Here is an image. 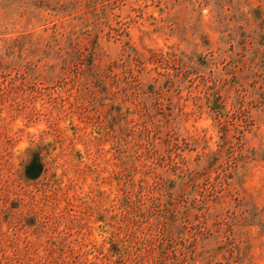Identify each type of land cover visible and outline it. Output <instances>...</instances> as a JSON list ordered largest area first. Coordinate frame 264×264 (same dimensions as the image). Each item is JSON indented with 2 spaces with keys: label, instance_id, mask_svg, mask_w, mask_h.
Returning a JSON list of instances; mask_svg holds the SVG:
<instances>
[{
  "label": "rangeland",
  "instance_id": "obj_1",
  "mask_svg": "<svg viewBox=\"0 0 264 264\" xmlns=\"http://www.w3.org/2000/svg\"><path fill=\"white\" fill-rule=\"evenodd\" d=\"M0 264H264V0H0Z\"/></svg>",
  "mask_w": 264,
  "mask_h": 264
},
{
  "label": "water",
  "instance_id": "obj_2",
  "mask_svg": "<svg viewBox=\"0 0 264 264\" xmlns=\"http://www.w3.org/2000/svg\"><path fill=\"white\" fill-rule=\"evenodd\" d=\"M42 167L37 160H33L30 166L26 169V174L30 179H36L41 173Z\"/></svg>",
  "mask_w": 264,
  "mask_h": 264
}]
</instances>
